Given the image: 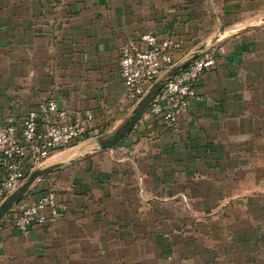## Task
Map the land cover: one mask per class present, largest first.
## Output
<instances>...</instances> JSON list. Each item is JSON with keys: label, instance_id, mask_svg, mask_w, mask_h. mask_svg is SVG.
<instances>
[{"label": "crops", "instance_id": "obj_1", "mask_svg": "<svg viewBox=\"0 0 264 264\" xmlns=\"http://www.w3.org/2000/svg\"><path fill=\"white\" fill-rule=\"evenodd\" d=\"M147 31L179 36L173 65L201 45L216 63L174 125L146 108L101 149L155 82L133 100L119 71ZM43 98L90 130L65 150L88 146L0 218V264H264V0H0V120ZM46 189L65 217L15 230Z\"/></svg>", "mask_w": 264, "mask_h": 264}, {"label": "built area", "instance_id": "obj_2", "mask_svg": "<svg viewBox=\"0 0 264 264\" xmlns=\"http://www.w3.org/2000/svg\"><path fill=\"white\" fill-rule=\"evenodd\" d=\"M181 46V40L172 35L160 36L150 31L127 41L121 48L119 71L128 96L133 100L140 98L146 85L174 64ZM215 63L214 50L200 52L163 84L150 101L148 112L174 125L197 97V79ZM71 116V111L57 100L43 98L23 115L9 113L0 120V203L22 185L31 171L45 166L55 153L82 138L86 126ZM40 179L41 176L37 178ZM13 211L12 225L17 231L26 232L34 224L63 217L67 204L52 189H46Z\"/></svg>", "mask_w": 264, "mask_h": 264}, {"label": "water", "instance_id": "obj_3", "mask_svg": "<svg viewBox=\"0 0 264 264\" xmlns=\"http://www.w3.org/2000/svg\"><path fill=\"white\" fill-rule=\"evenodd\" d=\"M204 48V45L199 46L195 51L187 57L184 61L173 65L168 71L163 73L161 77L155 80L152 87L145 94L143 99L138 103V105L133 110L132 115L126 120L123 126L118 129L114 134L107 138H97L98 146L101 149L112 147L137 121L144 109L148 108L150 101L157 94V92L162 88L163 84L176 75L181 69L185 68L194 58L197 57L199 51ZM55 164L45 165L43 167L34 169L26 177L25 181L20 185L14 192L9 194L1 203H0V218L7 213L14 204L18 203L23 195L27 192L30 185L40 176L45 174L47 171L55 167Z\"/></svg>", "mask_w": 264, "mask_h": 264}, {"label": "rangeland", "instance_id": "obj_4", "mask_svg": "<svg viewBox=\"0 0 264 264\" xmlns=\"http://www.w3.org/2000/svg\"><path fill=\"white\" fill-rule=\"evenodd\" d=\"M87 146H88L87 141H85L81 145H79V147L73 148V149H71V151L70 150H65V151H62V152L59 151V153H57V155H62L63 153H72V152L74 153V152H78V151L82 152V151H85ZM52 160H54V159L51 158V159L47 160V162L44 165H46L47 163L51 162ZM259 162H260L261 165L264 164V162L262 160H260ZM261 174L263 176H260V178L263 179L262 183H264V166H263V170H261Z\"/></svg>", "mask_w": 264, "mask_h": 264}, {"label": "trees", "instance_id": "obj_5", "mask_svg": "<svg viewBox=\"0 0 264 264\" xmlns=\"http://www.w3.org/2000/svg\"><path fill=\"white\" fill-rule=\"evenodd\" d=\"M167 35H172V36H174V37H176L177 39H180L179 38V36H177L176 34H173V33H169V34H167ZM181 49H182V47L179 49V52L181 51ZM178 52V53H179ZM90 133V130L88 129V130H86V135H88ZM38 193L40 192V190L39 191H37ZM41 193V192H40ZM40 193L37 195V196H39L40 195ZM67 204V203H66ZM67 211H68V205H67ZM67 214V212L65 213V215ZM65 215L63 216V217H65ZM63 217H61L60 219H62ZM34 225H38V224H34ZM39 225H43V224H39ZM13 228L16 230V228L13 226Z\"/></svg>", "mask_w": 264, "mask_h": 264}]
</instances>
